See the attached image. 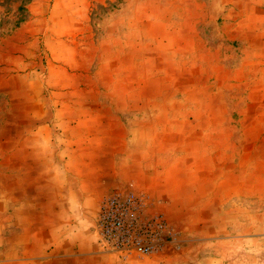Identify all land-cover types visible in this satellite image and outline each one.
<instances>
[{"label": "rangeland", "instance_id": "374dc122", "mask_svg": "<svg viewBox=\"0 0 264 264\" xmlns=\"http://www.w3.org/2000/svg\"><path fill=\"white\" fill-rule=\"evenodd\" d=\"M163 110L169 119L153 118ZM151 120L183 127V155L197 142L219 148V196L183 198V238L162 199L120 183L99 200L87 261L61 250L0 264H147L177 240L183 264H264V0H0V160L14 158L3 172H19L21 141L42 142L37 127L54 128L56 142L69 126L128 139ZM119 190L142 194L143 215L165 220L149 255L99 244L100 203ZM18 197L0 196L1 229L18 224L15 210L7 223L3 213ZM8 242L19 254L18 239Z\"/></svg>", "mask_w": 264, "mask_h": 264}, {"label": "crops", "instance_id": "0c3cea01", "mask_svg": "<svg viewBox=\"0 0 264 264\" xmlns=\"http://www.w3.org/2000/svg\"><path fill=\"white\" fill-rule=\"evenodd\" d=\"M169 115L170 111L163 110L154 112L153 118L169 119ZM53 129L36 128V135L40 131L43 135L35 148L20 142L18 173L0 169V196L19 193L16 206L3 210L5 223L6 214L11 219L15 210L18 224L0 228V261L20 257L38 261L61 250L87 261L86 255L95 246L92 228L99 200L120 183H134L152 198L162 199L161 205L174 219L176 238H183V219L177 220L183 214V198L213 200L219 196L217 142L194 143L183 157V127H159L151 120L147 126L132 128V138L120 139L111 128L69 126L61 142L47 136ZM13 160L7 155L0 163L12 164ZM11 238L18 239L19 254L17 248H7ZM177 241L170 250L148 258L147 264H183V243ZM99 264L143 261L100 257Z\"/></svg>", "mask_w": 264, "mask_h": 264}, {"label": "built area", "instance_id": "2783aa9c", "mask_svg": "<svg viewBox=\"0 0 264 264\" xmlns=\"http://www.w3.org/2000/svg\"><path fill=\"white\" fill-rule=\"evenodd\" d=\"M143 203L142 194L121 190L101 201L96 232L104 251L132 257L155 250L166 223L160 214L143 215Z\"/></svg>", "mask_w": 264, "mask_h": 264}]
</instances>
